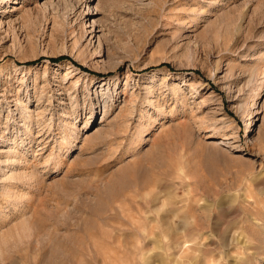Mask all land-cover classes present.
I'll list each match as a JSON object with an SVG mask.
<instances>
[{"label": "rangeland", "instance_id": "rangeland-1", "mask_svg": "<svg viewBox=\"0 0 264 264\" xmlns=\"http://www.w3.org/2000/svg\"><path fill=\"white\" fill-rule=\"evenodd\" d=\"M0 264H264V0H0Z\"/></svg>", "mask_w": 264, "mask_h": 264}]
</instances>
